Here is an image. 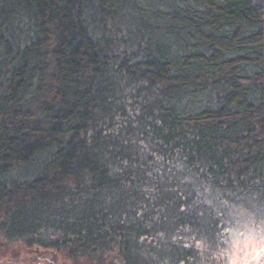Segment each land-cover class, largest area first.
Masks as SVG:
<instances>
[{
	"label": "trees",
	"instance_id": "trees-1",
	"mask_svg": "<svg viewBox=\"0 0 264 264\" xmlns=\"http://www.w3.org/2000/svg\"><path fill=\"white\" fill-rule=\"evenodd\" d=\"M215 204L264 213V0H0V242L184 261Z\"/></svg>",
	"mask_w": 264,
	"mask_h": 264
},
{
	"label": "rangeland",
	"instance_id": "rangeland-1",
	"mask_svg": "<svg viewBox=\"0 0 264 264\" xmlns=\"http://www.w3.org/2000/svg\"><path fill=\"white\" fill-rule=\"evenodd\" d=\"M212 211L214 219L225 222L221 234H172L170 241L183 246L192 244L196 254L182 261L177 253L175 257L165 247L160 248L159 244L164 241H158L157 256L160 257L156 264H264V213L256 207L236 204L225 205L224 209L215 204ZM258 250L263 252L255 259ZM0 261L6 264H66L67 259L52 250L0 242Z\"/></svg>",
	"mask_w": 264,
	"mask_h": 264
},
{
	"label": "bare ground",
	"instance_id": "bare-ground-1",
	"mask_svg": "<svg viewBox=\"0 0 264 264\" xmlns=\"http://www.w3.org/2000/svg\"><path fill=\"white\" fill-rule=\"evenodd\" d=\"M263 250H258L255 255V259L259 258ZM255 254V253H254Z\"/></svg>",
	"mask_w": 264,
	"mask_h": 264
}]
</instances>
